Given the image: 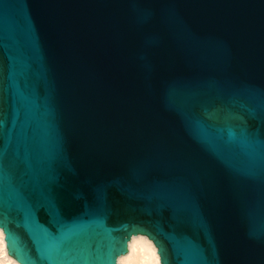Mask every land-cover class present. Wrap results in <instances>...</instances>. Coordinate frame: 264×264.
Listing matches in <instances>:
<instances>
[{"label":"water","instance_id":"1","mask_svg":"<svg viewBox=\"0 0 264 264\" xmlns=\"http://www.w3.org/2000/svg\"><path fill=\"white\" fill-rule=\"evenodd\" d=\"M0 228L21 264H264V0H0Z\"/></svg>","mask_w":264,"mask_h":264},{"label":"bare ground","instance_id":"2","mask_svg":"<svg viewBox=\"0 0 264 264\" xmlns=\"http://www.w3.org/2000/svg\"><path fill=\"white\" fill-rule=\"evenodd\" d=\"M127 253L117 258V264H161L158 248L145 235H133L127 245ZM0 264H21L9 255L5 233L0 228Z\"/></svg>","mask_w":264,"mask_h":264}]
</instances>
